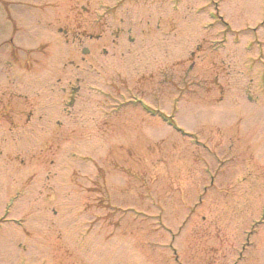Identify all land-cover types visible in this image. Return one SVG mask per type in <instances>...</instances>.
<instances>
[{
	"label": "rangeland",
	"instance_id": "rangeland-1",
	"mask_svg": "<svg viewBox=\"0 0 264 264\" xmlns=\"http://www.w3.org/2000/svg\"><path fill=\"white\" fill-rule=\"evenodd\" d=\"M0 264H264V0H0Z\"/></svg>",
	"mask_w": 264,
	"mask_h": 264
},
{
	"label": "flooded vegetation",
	"instance_id": "flooded-vegetation-1",
	"mask_svg": "<svg viewBox=\"0 0 264 264\" xmlns=\"http://www.w3.org/2000/svg\"><path fill=\"white\" fill-rule=\"evenodd\" d=\"M128 31H130V28H128ZM100 36L97 35L96 38H99ZM129 40H131V37H129Z\"/></svg>",
	"mask_w": 264,
	"mask_h": 264
},
{
	"label": "water",
	"instance_id": "water-1",
	"mask_svg": "<svg viewBox=\"0 0 264 264\" xmlns=\"http://www.w3.org/2000/svg\"><path fill=\"white\" fill-rule=\"evenodd\" d=\"M85 51V50H84Z\"/></svg>",
	"mask_w": 264,
	"mask_h": 264
}]
</instances>
